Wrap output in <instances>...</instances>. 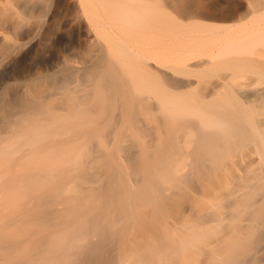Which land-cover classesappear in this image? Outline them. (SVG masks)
I'll list each match as a JSON object with an SVG mask.
<instances>
[{
    "label": "rangeland",
    "instance_id": "obj_1",
    "mask_svg": "<svg viewBox=\"0 0 264 264\" xmlns=\"http://www.w3.org/2000/svg\"><path fill=\"white\" fill-rule=\"evenodd\" d=\"M159 1L169 23L161 27L162 63L172 65L170 71L177 76L191 77L196 84L194 94L207 96L223 81L227 90L248 94L255 120L264 124V35L255 36L264 29V11L248 13L256 0ZM31 4H35L33 8ZM9 5L26 19L25 27L16 30L0 24V33L6 30L20 45L17 55L0 72V95L6 94L9 106L31 86L49 96L55 91L51 78L55 73L75 67L95 71L103 48L109 57L118 53L113 20L100 17L102 20L91 26L92 14L82 9L83 0H0V12ZM188 19L221 30L204 24L181 29V22ZM86 26L95 33L93 44L83 34ZM243 38L246 41L242 43ZM170 50L211 59L212 63L206 69L188 65L193 71L178 72L174 68L184 64L166 56ZM244 53L256 62L239 63L236 57ZM161 87L162 94L169 93L165 91L168 84L163 82ZM90 149V170L84 180L71 184L77 186L76 192L70 185V195L77 199L67 203L71 211L81 212H72L74 220L84 217L79 227L74 226L82 235L71 226L72 233L67 232L66 237L81 236L76 264H207L215 244L248 222L246 206L234 202L237 195L223 198L218 190L223 188L227 194L241 177L253 174L256 155L250 138H237L230 145L200 146L182 131L168 133L159 125L139 130L110 127L103 140L92 141ZM220 210L222 222H208L205 214ZM85 220L92 224L88 227L92 232L86 229L90 225ZM90 241L97 247L90 248Z\"/></svg>",
    "mask_w": 264,
    "mask_h": 264
},
{
    "label": "bare ground",
    "instance_id": "obj_2",
    "mask_svg": "<svg viewBox=\"0 0 264 264\" xmlns=\"http://www.w3.org/2000/svg\"><path fill=\"white\" fill-rule=\"evenodd\" d=\"M82 6L92 14L91 26L98 24L100 17L113 20L117 55L109 57L103 48L95 71L75 67L55 73L51 76L55 91H50L49 96L31 86L16 100L12 98L9 106L6 94L0 95V264H76L82 239L80 236V242L72 236L74 239L68 240L67 232H71V226L75 229L80 220L82 223L84 217L79 216L75 224L72 212L77 209L71 211L69 205L77 198L71 197L70 189L90 170L92 141L103 140L110 127L139 130L152 125L168 133L180 130L200 146H217L221 142L230 145L237 138H250L256 155L253 174L241 177L227 194L223 188L218 190L223 198L237 195L234 202L246 206L248 222L215 244L207 264H264V124L254 118L249 107L251 96L227 90L224 81H218L207 96L194 94L196 84L189 75V79L177 76L170 71L172 65L162 63L161 27L169 23L159 0H83ZM262 11L264 0H256L248 8L249 16ZM25 21L11 5L0 12L4 29L25 27ZM201 24L221 30L192 19L181 22V29ZM4 29L0 33V72L20 47ZM83 34L93 44V28L86 26ZM263 35L261 29L255 36ZM165 54L184 64L174 68L178 72L206 69L212 63L211 59L172 50ZM236 60L256 62L247 53ZM163 82L169 86L165 87L167 94H162ZM76 187L72 188L74 192ZM210 214H205L208 222H222L221 210ZM89 225L86 229L92 224ZM79 232L80 229L77 233L82 235ZM92 244L90 248L95 245Z\"/></svg>",
    "mask_w": 264,
    "mask_h": 264
}]
</instances>
